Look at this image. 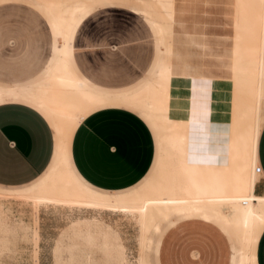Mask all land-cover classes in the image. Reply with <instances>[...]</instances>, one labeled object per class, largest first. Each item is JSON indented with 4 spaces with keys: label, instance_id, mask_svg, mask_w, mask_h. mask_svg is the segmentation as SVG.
<instances>
[{
    "label": "crops",
    "instance_id": "obj_1",
    "mask_svg": "<svg viewBox=\"0 0 264 264\" xmlns=\"http://www.w3.org/2000/svg\"><path fill=\"white\" fill-rule=\"evenodd\" d=\"M53 3H65L68 13L80 7L66 30L49 6ZM9 4L27 5L31 10L28 12L30 19L35 20L36 24L44 21L47 27V43L29 41L22 44L21 51H48L49 54L41 63L27 62L25 67L31 69L27 71V75L9 82L0 81V214L10 221L16 244L22 242V223L30 230L29 238L32 239L33 234H37L39 246L40 243L49 242L50 237L44 228L45 213L40 210L57 208V212L52 213V220L59 222L63 217L61 210L65 209L68 212V222L53 240V264H125L126 245L118 229L108 221H112L113 215H124L119 211L107 212L79 203L87 202L93 196L97 199H118L134 194L152 178L160 162L161 138L155 168L149 176L155 162L156 142L150 128L135 111L144 116L158 136L159 131L137 103L156 83L166 59L150 84L124 94L108 93L112 92L110 89L136 82L154 60L157 51L154 32L140 11L142 6H149V2L0 0V5ZM40 5L45 8L49 17ZM118 9L130 12L135 22L132 21L129 25L121 18L112 17L113 10ZM223 11L224 8L217 3L201 4L195 14L186 15V19L193 18L203 22L202 28L209 35H225L229 33V27L225 24L227 18ZM142 12L150 18L157 34L159 31L166 41L156 15L148 7ZM97 13H101L99 24H93L91 28L98 29V32L77 43L80 30L88 28L87 21ZM104 13L109 15L102 17ZM31 24L27 35L38 36L39 31L34 27L36 24L32 21ZM144 30L147 31V36ZM11 43L13 40H8L7 44ZM166 49L167 42L165 54ZM191 50L197 51L194 48ZM97 57L99 59H95ZM63 60L78 79L82 90L90 97L88 108L71 125L62 124L37 96L41 88L50 85L51 78ZM256 160L257 165L261 166L262 179L256 184L255 192L264 194V124L258 136ZM11 201L30 207L29 221L16 217L7 205ZM193 214H211L232 228L210 211L177 214L167 221L175 216ZM82 223L90 226L85 240L73 229ZM191 224L212 225L189 220L181 222V225L187 231H194L195 236L182 238V235L168 236L165 233L159 253L160 264H182V261L189 260V250L180 246L185 241L199 244L204 254V236L198 233L202 230L198 226L194 229ZM172 230L174 228L168 231ZM159 232L160 227L155 233ZM0 237H7L5 230L0 229ZM226 239L229 250L226 264H230L231 247L227 237ZM258 241L257 264H264V229ZM151 244L145 254L146 264H150L148 253ZM197 252L192 256L197 258ZM33 257L35 259L34 254ZM241 259L242 253L240 264ZM35 261L38 264V253Z\"/></svg>",
    "mask_w": 264,
    "mask_h": 264
},
{
    "label": "bare ground",
    "instance_id": "obj_2",
    "mask_svg": "<svg viewBox=\"0 0 264 264\" xmlns=\"http://www.w3.org/2000/svg\"><path fill=\"white\" fill-rule=\"evenodd\" d=\"M147 1L167 39L166 61L137 104L161 133L160 162L134 194L93 196L79 204L119 211L134 222L139 250L132 258L126 247L125 264H146L149 235L159 229V219L201 211L216 214L236 231L241 264H257L264 229V194L255 192L262 179L256 172V148L264 124V0ZM210 3L224 8L229 33L212 36L203 22L186 19ZM49 6L65 30L80 8L68 13L65 3ZM50 85L38 91V98L62 124L71 125L88 108L90 97L65 60ZM20 230L37 259V234L29 238L22 223Z\"/></svg>",
    "mask_w": 264,
    "mask_h": 264
},
{
    "label": "rangeland",
    "instance_id": "obj_3",
    "mask_svg": "<svg viewBox=\"0 0 264 264\" xmlns=\"http://www.w3.org/2000/svg\"><path fill=\"white\" fill-rule=\"evenodd\" d=\"M24 3V2H23ZM46 15L49 17V14L45 10V8L40 5ZM148 6L141 7L140 11L144 18L149 22L156 40V54L152 64L149 69L145 72V74L139 78L136 82L128 85H124L120 88L110 89L108 93L112 94H124L126 92H133L143 88L148 83L154 81L156 74L159 70L161 63L166 59L165 47L166 42L165 39L161 36V34L155 29L150 18L145 15L142 10L147 9ZM30 8H28L25 4H9V5H0V81H10L13 79H18L27 75V71L31 70L30 68L25 67L27 62H31L30 64H34V61H39V63L43 62L49 52H26L21 51L23 47L22 44L30 42H38V43H47L48 42V31L45 22L38 21L36 24L35 20H31L28 12H30ZM112 17L121 18L126 24H129L135 20L132 19L130 12L118 9L113 10ZM109 14L102 15V17H106ZM101 18V13L95 14L92 18L87 21L88 28L81 29L78 35L77 43L83 42L84 38L87 36L93 37L95 33L98 32V29L93 30L91 26L93 24H99V20ZM32 23L36 24L34 27L37 28L38 36L31 37L28 36V30ZM52 23V20H50ZM142 23V21H141ZM142 29V28H141ZM145 36H147V31H143ZM7 33V34H6ZM160 40H159V37ZM32 38V39H31ZM13 40V43L7 44L8 40ZM35 39V41H34ZM14 44V45H13ZM150 54V53H149ZM148 54V55H149ZM94 57L95 55L92 54ZM95 59H99L98 57ZM158 69V70H157ZM77 71V70H76ZM157 71V72H156ZM79 74V72L77 71ZM80 75V74H79ZM45 79V78H44ZM44 79L42 81H44ZM48 84V82H46ZM51 86V85H50ZM135 111V110H133ZM147 124L150 130L153 133L155 142H156V156L155 162L153 163L150 170L149 176L153 174L155 164L158 157L159 150V142L161 138V133H157L153 130L150 124L146 121L144 116L135 111ZM159 138V139H158ZM148 176V177H149ZM36 183V182H35ZM34 184V183H33ZM32 185V184H31ZM30 186V185H29ZM7 205L12 209L13 213L16 217L22 218L25 221H29L31 218L30 207L27 204L20 203L18 201L7 202ZM41 212L45 213L44 220L46 232L50 235L49 242L40 243L39 251H38V264H53L52 256H51V247L53 244L54 238L57 236L62 227H64L68 222V212L65 209H62L63 217L59 222H55L52 220V213L57 212V208H48L41 209ZM117 218V221L114 219ZM47 219V220H46ZM126 217L121 215H113L111 222L120 232L122 239L127 247L128 252L134 258L139 250V244L137 241L138 237V228L134 222ZM5 216L0 214V229L5 230L7 237H0V264H36L35 259L33 257V246L21 242L20 244H16L14 230L12 229L10 221L7 220ZM130 220V221H129ZM161 220V221H160ZM196 221L201 222L203 224L208 223L216 226L229 240L231 247V257L230 264H240L241 257V244L240 240L236 234V232L229 226L225 225L222 221L214 218L211 214L208 216H204L202 214H193L186 216H175L170 221H164L159 219L157 222H160V232L152 233L149 237L152 239L151 249L148 253V260L150 264H160L159 263V253L160 247L162 243V238L164 235H182V238L186 236H195L194 231H187L186 227L181 225V222L184 221ZM9 221V222H8ZM205 222V223H204ZM88 223H82L80 225L75 226L74 232L85 240L87 231H90V226H87ZM212 225H202L198 224L191 227L195 229V226L201 228L202 232H198L199 234L204 236V254L200 250V245H196L195 243L190 244L186 241L181 243V247L187 248L189 250V260L182 261V264H226L228 257V242L226 237L214 226ZM136 226V227H135ZM174 228L172 231H168L169 229ZM203 228V229H202ZM200 230V231H201ZM168 231V232H167ZM166 233V234H165ZM208 238V239H207ZM25 243V244H24ZM179 246V245H176ZM198 251V252H197ZM197 252L198 257L195 258L192 256L193 253Z\"/></svg>",
    "mask_w": 264,
    "mask_h": 264
},
{
    "label": "built area",
    "instance_id": "obj_4",
    "mask_svg": "<svg viewBox=\"0 0 264 264\" xmlns=\"http://www.w3.org/2000/svg\"><path fill=\"white\" fill-rule=\"evenodd\" d=\"M256 172H257V173H261V166H260V165H258V166L256 167Z\"/></svg>",
    "mask_w": 264,
    "mask_h": 264
}]
</instances>
